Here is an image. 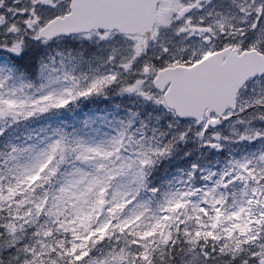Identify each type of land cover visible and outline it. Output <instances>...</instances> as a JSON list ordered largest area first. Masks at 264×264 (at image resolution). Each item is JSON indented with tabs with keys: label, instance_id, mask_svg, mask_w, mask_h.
<instances>
[{
	"label": "snow or ice",
	"instance_id": "obj_1",
	"mask_svg": "<svg viewBox=\"0 0 264 264\" xmlns=\"http://www.w3.org/2000/svg\"><path fill=\"white\" fill-rule=\"evenodd\" d=\"M0 264H264V0H0Z\"/></svg>",
	"mask_w": 264,
	"mask_h": 264
}]
</instances>
